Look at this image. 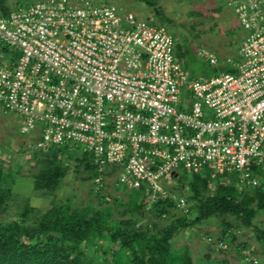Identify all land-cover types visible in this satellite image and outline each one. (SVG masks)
Here are the masks:
<instances>
[{
	"label": "built area",
	"instance_id": "obj_1",
	"mask_svg": "<svg viewBox=\"0 0 264 264\" xmlns=\"http://www.w3.org/2000/svg\"><path fill=\"white\" fill-rule=\"evenodd\" d=\"M244 31L237 56L192 78L164 25L91 0H37L0 17V109L35 149L78 145L100 173L172 198L179 171L238 174L264 162V0H229ZM102 176L95 182L100 183ZM244 185V186H245Z\"/></svg>",
	"mask_w": 264,
	"mask_h": 264
},
{
	"label": "trees",
	"instance_id": "obj_2",
	"mask_svg": "<svg viewBox=\"0 0 264 264\" xmlns=\"http://www.w3.org/2000/svg\"><path fill=\"white\" fill-rule=\"evenodd\" d=\"M136 1L153 8L160 23L153 24L171 23L155 0ZM9 12L7 0H0V17ZM172 36L176 43V37ZM183 41L180 39V43H176L175 55L187 63L193 51L183 46ZM218 61L222 62L219 58ZM220 71L233 72V68L227 65L214 67V73ZM208 76L201 74L199 78ZM70 146H53L46 151L35 149L33 161L37 171L33 175V189L41 196H49L60 187L70 170L84 172V179L93 182L90 195L97 199V205L88 200L84 206H79L66 199L53 201L49 208L39 210L25 197H20L19 211L12 219L6 220L3 215L8 204L15 201L13 185L17 176L15 168L0 166V264H193L187 248H182L178 254L172 251L173 237L180 230L223 216L231 217L236 229L253 230L264 249V228L254 223L258 214L264 216V162L250 168L258 181L254 186L240 185L236 173L211 178L208 170L199 173L183 171L184 177L179 174L170 190L178 198L185 199V207L179 208L172 198L158 197L155 201H146L149 193L144 187L129 189L130 196L126 194L125 199L112 196V201H107L101 188L105 177L117 176V168L111 167L100 173L89 154L82 152L80 156H68ZM100 176L103 177L101 182L96 183ZM183 187L186 192L178 195ZM118 208L124 211H118L115 217L113 211ZM178 210L181 215L175 217L174 212ZM142 219L146 220L145 226L140 222ZM166 219H171L170 223L160 228L159 221ZM234 232L231 224L224 223L219 244L232 237ZM199 261V264L215 263L207 256ZM244 264L260 263L250 259Z\"/></svg>",
	"mask_w": 264,
	"mask_h": 264
},
{
	"label": "rangeland",
	"instance_id": "obj_3",
	"mask_svg": "<svg viewBox=\"0 0 264 264\" xmlns=\"http://www.w3.org/2000/svg\"><path fill=\"white\" fill-rule=\"evenodd\" d=\"M37 0H7L9 9L17 6L27 7ZM94 3H108L115 5L120 11L132 12L139 18L152 19L159 23L152 7L144 2L136 0H91ZM157 7L163 15L171 20V23H164L169 32L176 37V43L184 39L182 45L190 47L193 51L189 55L186 63L182 62V67L193 78L199 75H212L214 66H210L203 58L197 57L199 49H206L217 58L225 61L227 57H236L239 42L244 36V31L240 27L233 11L228 7L229 0H155ZM196 13V14H195ZM160 24V23H159ZM182 61V60H180ZM194 73L196 76H194ZM34 138L31 135L20 134L19 118L11 113H4L0 109V166L9 169L15 168L16 182L13 185L14 202H10L4 217L6 220L12 219L13 214L19 211L21 206L20 197H25L31 206L45 210L54 201L63 202L66 199L72 200L73 204L84 206L88 200H92L97 205V199L90 195L93 187L91 180H85V173H75L70 170L62 180L60 187L49 196H41L39 191L33 189V175L37 171L33 161ZM37 150V149H36ZM68 156H80L82 150L79 146L73 145L67 149ZM67 153H65L67 155ZM66 164V163H65ZM67 164H72L68 163ZM73 165V164H72ZM184 177V172L179 171ZM231 175H235L232 173ZM189 176V175H188ZM176 183V182H175ZM226 183V181L224 182ZM214 187V186H213ZM107 195V201H112V196H119L125 199L129 195V189L116 183V176L110 175L104 179V187L101 188ZM183 187L178 195H183L186 191ZM137 193H135L136 195ZM130 196V195H129ZM145 200L147 198L145 197ZM118 208L113 211V216H117ZM181 211H175L174 216H180ZM125 217H128L126 214ZM171 219L159 221V227L169 224ZM145 226L146 220L140 221ZM224 223H229L234 227V235L219 244ZM234 220L231 217H216L204 223L183 229L173 237L172 251L178 254L182 248H187L193 264H199L200 259L207 256L214 264H244L250 259L257 260L264 264V249L256 239L255 232L248 229H236ZM255 225L264 228V216L258 214L254 220ZM241 251V254L239 253Z\"/></svg>",
	"mask_w": 264,
	"mask_h": 264
},
{
	"label": "clouds",
	"instance_id": "obj_4",
	"mask_svg": "<svg viewBox=\"0 0 264 264\" xmlns=\"http://www.w3.org/2000/svg\"><path fill=\"white\" fill-rule=\"evenodd\" d=\"M21 134V133H20ZM32 136V135H31ZM33 138L35 139V137L33 136ZM35 141V140H34ZM35 143V142H34ZM116 183L118 184V182H117V176H116ZM119 185V184H118Z\"/></svg>",
	"mask_w": 264,
	"mask_h": 264
}]
</instances>
